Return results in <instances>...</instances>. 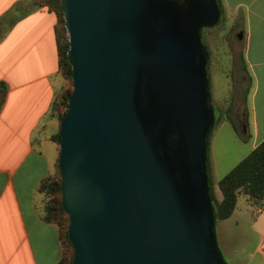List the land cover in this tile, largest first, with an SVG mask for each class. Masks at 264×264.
<instances>
[{
	"label": "water",
	"instance_id": "95a60500",
	"mask_svg": "<svg viewBox=\"0 0 264 264\" xmlns=\"http://www.w3.org/2000/svg\"><path fill=\"white\" fill-rule=\"evenodd\" d=\"M72 90L59 123L70 264H227L207 173L203 26L218 0H61Z\"/></svg>",
	"mask_w": 264,
	"mask_h": 264
},
{
	"label": "crops",
	"instance_id": "0c3cea01",
	"mask_svg": "<svg viewBox=\"0 0 264 264\" xmlns=\"http://www.w3.org/2000/svg\"><path fill=\"white\" fill-rule=\"evenodd\" d=\"M220 2L228 25L220 24L209 37L207 69L212 101L230 107L233 123L222 117L209 137V174L215 183L264 138V0ZM56 20L53 10L32 0H0V264H55L62 253L58 225L42 218L37 190L58 155L49 132L58 85ZM217 76L222 96L213 84ZM235 213L234 208L223 219L232 226L216 227L227 264L240 254L231 243L251 237L235 224L241 219ZM253 217L249 227L256 248L246 264H264V204Z\"/></svg>",
	"mask_w": 264,
	"mask_h": 264
},
{
	"label": "trees",
	"instance_id": "16d2710c",
	"mask_svg": "<svg viewBox=\"0 0 264 264\" xmlns=\"http://www.w3.org/2000/svg\"><path fill=\"white\" fill-rule=\"evenodd\" d=\"M37 6H47L53 10L57 16V23H55V39L57 43L58 51V70L61 75L66 78L68 85L62 84L56 89L54 98L50 107V114L58 118V123L62 118L64 112L68 106L69 94L72 90V71L71 60L69 56V36L66 28L65 15L62 8L61 0H32ZM220 11L222 13L223 8L220 0H218ZM208 68V62H207ZM209 78V74H208ZM210 79V78H209ZM210 83V82H209ZM0 95H4L3 83L0 82ZM212 101V98H211ZM214 106V125L225 117L232 123L233 120L229 113L230 107ZM59 124L56 132L50 136V138L57 142L58 154H59ZM209 136V137H210ZM209 137L207 142V161H208V149H209ZM56 162L54 163V169L51 173L43 177L38 185L37 190L42 193V218L45 221L56 222L59 229V236L61 239L62 253L60 258L55 264H70L73 257V244L71 243L67 228L69 223V216L62 204L61 200V175L58 165V155L56 156ZM209 165V161H208ZM207 165L210 197L213 205L215 222L218 219L227 218L233 211L236 205L237 195L243 192L247 199L256 206L261 207L264 204V138L256 144L250 151L244 155L239 162L233 165L224 175L218 179L217 184L222 190V197L220 200L214 202L212 180L209 174V166Z\"/></svg>",
	"mask_w": 264,
	"mask_h": 264
},
{
	"label": "rangeland",
	"instance_id": "374dc122",
	"mask_svg": "<svg viewBox=\"0 0 264 264\" xmlns=\"http://www.w3.org/2000/svg\"><path fill=\"white\" fill-rule=\"evenodd\" d=\"M220 22L213 24L211 26H203L202 30H201V34H202V38L204 43L206 44L207 50H208V43L210 41L209 37L211 35V33L213 31H216L219 26H220ZM210 53V50H209ZM208 53V55H209ZM208 62V59H207ZM57 77H58V85L57 88H59L62 84H66L68 85V81L66 80V78H64L61 73L59 72V70H57ZM220 75V74H219ZM216 78L217 81H215L213 84L215 86V90H216V94L222 96L223 94V81L221 80L220 76H217ZM49 116L53 118V123L50 124V128H49V132H56V129L58 128V118L53 115L50 114L49 112ZM52 135V134H51ZM58 147V146H57ZM212 189H213V198H214V202L218 201L221 199L222 197V190L219 188L218 184L212 181ZM237 204L235 207V214H240V221L238 223L239 228H244L247 231L250 232L251 237L247 240H245L243 243H241L240 245L238 243L232 242V251L235 253H237V250L239 249L240 254L238 256V259L236 261V263L233 264H246L247 262V257L249 256V253L251 254L252 252H254V249L256 248L255 245V241L253 240V234L251 233L250 227H249V222L253 220V216L256 213V206H254L253 204H251V202L249 203L246 199V195L243 192L238 193L237 195V200H236ZM225 220L222 219H218L216 221V227L219 228L221 226H225L227 228V226H232L229 225L230 223L228 222H223ZM225 223V224H224ZM252 264V263H251Z\"/></svg>",
	"mask_w": 264,
	"mask_h": 264
},
{
	"label": "flooded vegetation",
	"instance_id": "af4514ba",
	"mask_svg": "<svg viewBox=\"0 0 264 264\" xmlns=\"http://www.w3.org/2000/svg\"><path fill=\"white\" fill-rule=\"evenodd\" d=\"M218 22H220L222 26H223V25H228L227 20H226V18H225V15H224V12H223V11H222V13L220 14V20H219ZM232 25H233V24H232ZM232 25H230V26H232Z\"/></svg>",
	"mask_w": 264,
	"mask_h": 264
}]
</instances>
